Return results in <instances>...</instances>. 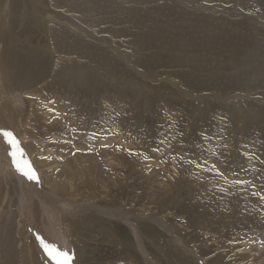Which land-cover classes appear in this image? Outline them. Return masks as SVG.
<instances>
[{
	"label": "rangeland",
	"instance_id": "obj_1",
	"mask_svg": "<svg viewBox=\"0 0 264 264\" xmlns=\"http://www.w3.org/2000/svg\"><path fill=\"white\" fill-rule=\"evenodd\" d=\"M32 5L29 34L8 41L45 58L34 86L48 96L25 90L26 106H3L0 128L21 141L39 182L17 171L0 137V264H54L43 236L73 249V264H264V0ZM109 149L140 154L139 167ZM51 192L62 200L46 210ZM55 210L70 248L44 230Z\"/></svg>",
	"mask_w": 264,
	"mask_h": 264
},
{
	"label": "bare ground",
	"instance_id": "obj_2",
	"mask_svg": "<svg viewBox=\"0 0 264 264\" xmlns=\"http://www.w3.org/2000/svg\"><path fill=\"white\" fill-rule=\"evenodd\" d=\"M30 2H21L19 0H0V34L4 33L7 35V38L6 39H2L0 38V122L4 123V119L5 118H2V115L4 114L3 112V106L6 107V108H12V109H16V105H21V102L24 106H26V101H25V97H24V94L25 93V90H28V91H31V93H34V94H37V93H41V91H43V95L44 96H48L47 95V91L46 90H42L41 87L40 89L39 88H36V86H34L35 84V79L36 78H39V81L42 79V73L46 70L47 67H49L46 63V61L43 59V57L41 55H33V53L29 50V49H26V48H18V47H14V46H11L8 39H9V36L12 37V39L14 38L15 40L16 39H20L24 36H22V34L24 33H28L29 31V25H30V13H29V3H31L32 5V0H29ZM34 7L32 5V7L34 8L35 12H38V13H41L43 15H46V10L47 9V6L42 3L40 5L39 2H34ZM42 6V9H36V8H40ZM31 8V6H30ZM32 10V9H30ZM32 12V11H31ZM32 15V14H31ZM55 19H65L63 17V15L58 12L57 13V17ZM257 20V19H255ZM21 25V26H19ZM35 25H37L35 23ZM39 25V24H38ZM59 26V24H58ZM74 27H77V26H74ZM31 29V28H30ZM80 29V27H79ZM35 31V30H34ZM41 31V30H40ZM88 32V31H87ZM51 33V32H50ZM29 34V33H28ZM32 35V34H31ZM2 36V35H1ZM32 37V36H31ZM76 40H77V36H75ZM94 38V37H93ZM30 39V38H29ZM62 40V43L64 42L63 39ZM17 41V40H16ZM23 41V40H22ZM26 42V41H25ZM20 44V43H19ZM25 44V43H24ZM38 44V43H37ZM30 45V44H29ZM17 46V45H16ZM33 47V46H31ZM54 48V47H53ZM55 49V48H54ZM40 50V49H39ZM56 51V50H55ZM39 52V51H38ZM53 53V52H52ZM91 54V52H89ZM57 54V53H56ZM56 57V56H55ZM58 57V56H57ZM60 58V57H59ZM54 60V58H53ZM61 60V59H59ZM113 61V60H112ZM49 63V62H48ZM51 63V62H50ZM59 63V62H58ZM78 63V62H77ZM54 64V63H53ZM113 64V63H112ZM57 65V64H56ZM118 67V66H117ZM116 67V68H117ZM78 68V67H77ZM79 69V68H78ZM120 69V68H119ZM74 71V70H73ZM41 73L40 75L38 74ZM76 71H74V74H75ZM108 72V70H107ZM71 73V72H70ZM37 75H39L37 77ZM72 76V74H70ZM78 76V75H76ZM81 77V75H80ZM78 78V77H77ZM47 80V79H46ZM45 80V81H46ZM144 81V80H142ZM37 82V81H36ZM72 82V81H71ZM145 82V81H144ZM28 88V89H27ZM111 96V95H110ZM45 98V97H44ZM111 98V97H110ZM121 99V98H120ZM119 99V100H120ZM68 100H70V102H72L73 100L71 98H68ZM110 100V99H109ZM122 100V99H121ZM63 101V100H62ZM115 101V100H114ZM123 101V100H122ZM78 102V100H77ZM120 102V101H119ZM82 103V102H81ZM80 103V104H81ZM84 103V102H83ZM112 103V102H111ZM121 103V102H120ZM71 104V105H70ZM107 104V103H106ZM70 106H75V104L72 103H69ZM67 105L66 101L62 102V105H61V108H65V109H69L71 110ZM86 106V105H85ZM113 106V104H112ZM119 107H125L123 106V103H122V106H119ZM162 107V106H161ZM59 108V107H58ZM109 108V107H108ZM114 109V107H112ZM122 108V109H123ZM125 109V108H124ZM118 110V109H116ZM21 111H24L21 107H19L17 109V112H21ZM115 111V110H114ZM120 111V109H119ZM71 112H73V110H71ZM70 112V113H71ZM110 112V111H109ZM67 113V112H66ZM113 113V112H112ZM116 113V112H115ZM60 114V113H59ZM63 114V113H62ZM85 113H82L80 112L79 113V117L80 119L85 117L84 116ZM108 114V113H107ZM170 114V112H169ZM5 115V114H4ZM3 115V116H4ZM64 115V114H63ZM62 115V116H63ZM69 115V113H68ZM75 115V117L77 116V114H73ZM120 115V114H119ZM123 115V114H122ZM102 116V115H101ZM109 116V114H108ZM111 116V115H110ZM121 116V115H120ZM124 116V115H123ZM126 116V115H125ZM65 117V116H64ZM88 117V116H87ZM90 117V116H89ZM72 118V117H71ZM125 118V117H124ZM70 119V118H69ZM78 119V118H77ZM86 119V118H84ZM111 119V118H110ZM79 120V119H78ZM102 120V119H101ZM106 120V119H104ZM109 120V119H108ZM80 121V120H79ZM82 121V120H81ZM106 122V121H105ZM127 123V121H125ZM6 123V122H5ZM4 123V124H5ZM47 124V123H45ZM59 124V123H58ZM98 124V123H96ZM106 124V123H105ZM108 124H110L108 122ZM83 125V124H82ZM120 125V124H119ZM89 126L90 128V125H87ZM96 126V125H95ZM101 126V125H100ZM116 126V125H115ZM80 127V125L78 126V128ZM92 127V126H91ZM107 126H105L106 128ZM83 128V127H82ZM80 128V130L82 129ZM99 129V127H96ZM95 128V129H96ZM109 128V127H108ZM87 129V128H86ZM85 129V130H86ZM91 129V128H90ZM90 129H89V132L90 133ZM102 130V128H100ZM107 129V128H106ZM120 129V127H119ZM118 129V130H119ZM84 130V131H85ZM97 130V129H96ZM83 131V129H82ZM83 131V132H84ZM92 132V131H91ZM94 132V131H93ZM127 132V131H126ZM133 132V131H132ZM87 133V134H88ZM98 133V132H97ZM61 134V133H59ZM93 134V133H92ZM94 135V134H93ZM63 137V136H61ZM65 137V136H64ZM89 137V136H88ZM114 137V136H113ZM86 139H89L86 137ZM107 140V139H106ZM64 141V140H63ZM99 141V140H98ZM96 143V142H95ZM97 145V144H96ZM102 145V144H100ZM94 146V145H93ZM97 148V147H96ZM94 149V148H93ZM129 149V148H128ZM107 150V149H106ZM105 150V151H106ZM104 151V152H105ZM118 151H113L112 149H109L108 151H106L105 153L103 154H109V156H113L115 157L116 159H118V162H120L121 164H125L127 162V165L130 167V168H137L139 167V163L138 160V156H140V154H130V152H126L124 149L121 151L123 154H129V156H125L122 157V156H119V154L117 153ZM136 152V151H135ZM133 153V152H132ZM137 153V152H136ZM5 154V153H4ZM160 156V155H159ZM4 157V155H3ZM141 157V156H140ZM173 157V155H172ZM176 158V157H175ZM152 159V158H151ZM154 159V158H153ZM169 159V158H168ZM175 159H173L174 161ZM2 161V160H1ZM9 161V160H7ZM115 161V160H114ZM151 161V160H150ZM165 161V160H164ZM168 161V160H167ZM171 161V160H170ZM172 161V162H173ZM10 162V161H9ZM158 162V161H157ZM152 163V162H151ZM117 164V163H115ZM170 164V163H169ZM7 165V163H6ZM11 165V164H10ZM107 165L109 166H112L110 165L108 162H107ZM176 166H179L178 162H175V163H172V167H176ZM3 167V166H2ZM7 167L10 169V167L7 165ZM113 168V173L115 174V169L117 168L118 169V166H115V167H112ZM184 171H188V168L186 166H182L181 167ZM3 171H4V168H3ZM147 171V170H146ZM8 173V172H7ZM165 173L169 176V177H172V170H168V171H165ZM12 175H14L16 177V175L14 173H10ZM156 175L158 173H155ZM18 175V174H17ZM11 177V176H10ZM198 177V176H197ZM21 178V177H19ZM199 178V177H198ZM200 179V178H199ZM22 180V179H20ZM195 180V179H194ZM23 182V181H21ZM200 182V181H198ZM34 184V182H32ZM6 184V183H5ZM11 184V183H10ZM27 184L29 185V183L27 182ZM37 183H35L32 187V191L30 194L32 195H40L39 192H37L36 188H38V186L36 185ZM32 185V184H31ZM16 186V185H15ZM18 186V185H17ZM7 188H8V185H7ZM11 188V187H10ZM14 188V186H13ZM11 188V189H13ZM20 188V186H19ZM18 188V189H19ZM202 188V187H201ZM22 189V188H21ZM14 190V189H13ZM16 190V189H15ZM14 190V191H15ZM23 190V189H22ZM130 192L129 193H133L132 189H129ZM7 191V190H6ZM17 191V190H16ZM15 191V192H16ZM21 191V190H20ZM28 192V191H27ZM8 193V192H7ZM29 193V192H28ZM27 193V194H28ZM45 194V193H44ZM25 195V193H24ZM6 196V195H5ZM26 197V196H25ZM41 197V196H40ZM39 197V198H40ZM29 197H27L28 199ZM37 198V197H36ZM38 198V199H39ZM128 198V197H127ZM32 199V198H31ZM43 199V204L46 205V210L47 208L52 210V209H55L53 206H52V201H57L56 203H58L59 200H62L59 196L57 197L54 193H47L46 195H42V198ZM28 201V200H27ZM30 201V200H29ZM34 202V201H33ZM31 204V203H30ZM42 204V203H41ZM33 205V204H32ZM70 205V204H69ZM68 205V206H69ZM27 206V205H26ZM30 206V205H29ZM99 206V205H98ZM59 207V206H58ZM27 208V207H26ZM33 209V208H32ZM60 209V208H59ZM61 210V209H60ZM121 210V209H120ZM102 211V210H100ZM111 211V210H110ZM123 211V210H121ZM120 211V213H121ZM55 214L57 215V221L55 222H49L48 224H45V228L44 230H46L49 238H55L56 240H58L59 242L67 245V248H70L69 245H71L69 242V238L67 236V232L63 226V223H64V218L61 216V214H59V212H57L56 210L54 211ZM52 213V211L50 212ZM102 213H109V211H104ZM129 214V213H128ZM131 214V213H130ZM135 214V213H134ZM124 215V214H122ZM121 215V216H122ZM132 215V214H131ZM139 215V214H138ZM112 216V215H111ZM55 217V216H54ZM124 217V216H123ZM127 217V216H126ZM142 217V216H141ZM147 218V217H145ZM28 219V218H27ZM128 219V218H127ZM163 219V218H162ZM52 221V220H51ZM133 221V220H132ZM159 221V219H158ZM154 222H156V220H154ZM163 222V221H162ZM47 223V222H46ZM44 225V224H43ZM29 226V224H28ZM138 226V225H137ZM157 226V225H156ZM164 226V225H163ZM134 227V226H133ZM167 227V226H166ZM38 228V227H37ZM139 228V227H138ZM162 228V227H161ZM170 228V227H169ZM9 229V228H8ZM133 229V228H132ZM135 230V229H134ZM139 230H137L138 232ZM0 232H1V229H0ZM136 232V234H137ZM8 233H10V230L8 231ZM12 233V232H11ZM139 233V232H138ZM174 233V232H173ZM45 234V233H44ZM47 236V235H46ZM136 236V235H135ZM140 236V235H139ZM138 236V237H139ZM43 238L45 239V237L43 236ZM178 239V238H177ZM48 240V239H47ZM175 240H176V237H175ZM50 241V240H48ZM57 241V243H58ZM52 242V241H50ZM13 243V242H12ZM178 243V240L177 242ZM13 245V244H12ZM57 245V244H56ZM63 246V245H62ZM69 246V247H68ZM61 247V246H60ZM59 247V248H60ZM41 250V249H40ZM70 250V249H69ZM194 250V249H193ZM70 252V251H69ZM72 252H73V249H72ZM15 263V262H14ZM48 263V262H47Z\"/></svg>",
	"mask_w": 264,
	"mask_h": 264
},
{
	"label": "snow or ice",
	"instance_id": "obj_3",
	"mask_svg": "<svg viewBox=\"0 0 264 264\" xmlns=\"http://www.w3.org/2000/svg\"><path fill=\"white\" fill-rule=\"evenodd\" d=\"M73 131H75V129ZM0 137H2L5 143L8 145V155L12 158V162L15 165L17 171L26 176L29 180L39 182V176L36 170L32 167L30 161L25 159L26 154L21 146V141L16 137V135L11 130L0 128ZM203 139H210V137H208L207 135H203ZM105 146L107 147V145ZM241 155L248 158L249 154L246 152H242ZM196 166L201 167L202 165L197 164ZM211 170L214 171L218 176L224 175V173L221 172L215 164L211 166ZM235 174L236 173H234V175ZM235 183L238 185H244L250 183V181L236 180ZM39 239L44 253L49 261L54 262V264H73L74 253L69 252L66 249H61L55 243L47 242L42 237Z\"/></svg>",
	"mask_w": 264,
	"mask_h": 264
}]
</instances>
